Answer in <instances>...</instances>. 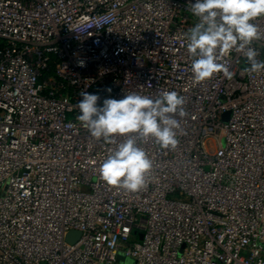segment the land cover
Listing matches in <instances>:
<instances>
[{
	"label": "built area",
	"instance_id": "obj_1",
	"mask_svg": "<svg viewBox=\"0 0 264 264\" xmlns=\"http://www.w3.org/2000/svg\"><path fill=\"white\" fill-rule=\"evenodd\" d=\"M189 2L0 0V264H264V70L232 51L194 82ZM83 91L184 97L175 148L138 139L141 190L100 178L125 137L91 136Z\"/></svg>",
	"mask_w": 264,
	"mask_h": 264
},
{
	"label": "clouds",
	"instance_id": "obj_2",
	"mask_svg": "<svg viewBox=\"0 0 264 264\" xmlns=\"http://www.w3.org/2000/svg\"><path fill=\"white\" fill-rule=\"evenodd\" d=\"M189 11L197 23L185 33L187 50L193 57L191 72L194 82H202L215 73L231 77L225 57L230 52L241 53L247 61L245 72L264 70V61H258L259 52L251 47L254 41L264 39V32L255 22L264 18V0H196L189 2ZM79 66H84L80 61ZM111 93V88L107 89ZM76 107L77 120L97 140L116 143L98 171L108 185L128 192H137L145 185L152 169V160L138 146V139H154L163 149L175 148L180 119L186 116L185 99L175 91H163L153 99L147 95L129 93L120 99L106 98L98 104V94L81 93Z\"/></svg>",
	"mask_w": 264,
	"mask_h": 264
},
{
	"label": "water",
	"instance_id": "obj_3",
	"mask_svg": "<svg viewBox=\"0 0 264 264\" xmlns=\"http://www.w3.org/2000/svg\"><path fill=\"white\" fill-rule=\"evenodd\" d=\"M224 117L228 118L229 117V113H225L224 114ZM79 237V234L78 233H75V232H70L68 234V236L66 237V240L69 242V243H74ZM141 239V237H140Z\"/></svg>",
	"mask_w": 264,
	"mask_h": 264
},
{
	"label": "rangeland",
	"instance_id": "obj_4",
	"mask_svg": "<svg viewBox=\"0 0 264 264\" xmlns=\"http://www.w3.org/2000/svg\"><path fill=\"white\" fill-rule=\"evenodd\" d=\"M228 118L224 117V115L221 118V121L223 123L227 122ZM221 144H223V140H221ZM120 261V263H125V264H133V260H131L130 258L126 257L123 258L120 256V258L118 259Z\"/></svg>",
	"mask_w": 264,
	"mask_h": 264
}]
</instances>
